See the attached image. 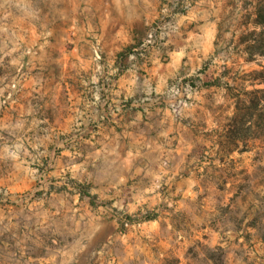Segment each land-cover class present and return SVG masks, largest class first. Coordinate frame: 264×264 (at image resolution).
I'll return each mask as SVG.
<instances>
[{"label": "rangeland", "instance_id": "obj_1", "mask_svg": "<svg viewBox=\"0 0 264 264\" xmlns=\"http://www.w3.org/2000/svg\"><path fill=\"white\" fill-rule=\"evenodd\" d=\"M254 20L235 38L234 60L241 59L206 88L207 111L194 119L183 115L186 108L179 116L170 111L180 136L160 166L174 174L148 191L91 196L88 184L75 191L53 173L39 124L29 132L14 109L8 131L0 127V264H264V119H257L264 106L241 120L249 91L263 87L253 71L264 66V54L249 51L251 32L260 30ZM71 26V0H0V111L68 107L93 73L98 80L107 71L87 65L88 49L84 61L73 57Z\"/></svg>", "mask_w": 264, "mask_h": 264}, {"label": "crops", "instance_id": "obj_2", "mask_svg": "<svg viewBox=\"0 0 264 264\" xmlns=\"http://www.w3.org/2000/svg\"><path fill=\"white\" fill-rule=\"evenodd\" d=\"M171 2L71 0V28L78 34L73 57L84 61L82 50L88 49V66L102 63L109 68L98 80L93 73L87 91L70 95L68 107L57 102L39 111L28 105L3 108L1 130L8 131L14 109L29 132L39 124L42 152L53 158V173L70 181L75 191L84 184L92 186L91 196L144 192L161 175L172 176L174 171L161 170L160 158L174 156L175 148L166 146L180 136L181 122L170 114L164 92L181 80L190 85L194 103L183 115L194 119L206 112L201 105L206 88H213V82L223 79V70L241 59L234 60L235 38L255 17L256 0H189V7L175 15L168 38L148 41L147 32L161 8ZM80 34L89 39L81 41ZM54 44L63 48L61 42ZM121 50L127 55L122 57ZM112 71L114 89H109ZM69 130L73 132L67 137ZM172 167H177L174 161Z\"/></svg>", "mask_w": 264, "mask_h": 264}, {"label": "built area", "instance_id": "obj_3", "mask_svg": "<svg viewBox=\"0 0 264 264\" xmlns=\"http://www.w3.org/2000/svg\"><path fill=\"white\" fill-rule=\"evenodd\" d=\"M189 7V0H172L161 8V14L147 32L148 41H164L175 28V15L179 11H185ZM190 85L181 80L172 82L165 90V98L170 99V111L174 116H179L183 109L192 105L189 97Z\"/></svg>", "mask_w": 264, "mask_h": 264}, {"label": "trees", "instance_id": "obj_4", "mask_svg": "<svg viewBox=\"0 0 264 264\" xmlns=\"http://www.w3.org/2000/svg\"><path fill=\"white\" fill-rule=\"evenodd\" d=\"M254 24L260 28L258 32H251V36L254 37L253 42L256 43V45H252L249 48L250 53L255 52L256 54L263 55L264 54V0H260L257 2L256 7V16L254 20ZM254 79L258 81V84H262V88H255L251 91H249V99H248V105L245 103H242L241 109H245V112H243L241 116V120L245 118L246 116L251 117L253 110H257L258 107L264 106V66L261 67L260 70L253 71ZM243 102V101H242ZM263 103V104H261ZM259 118L264 119V113H260L257 115V119ZM256 130H262V128L259 125L255 126ZM237 130H244L248 131L250 130V127L242 128L238 127Z\"/></svg>", "mask_w": 264, "mask_h": 264}]
</instances>
